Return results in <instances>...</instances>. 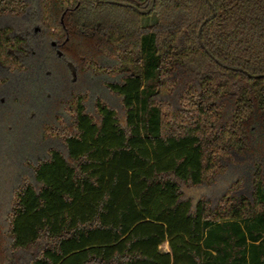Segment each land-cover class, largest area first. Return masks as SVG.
<instances>
[{"label": "trees", "instance_id": "obj_1", "mask_svg": "<svg viewBox=\"0 0 264 264\" xmlns=\"http://www.w3.org/2000/svg\"><path fill=\"white\" fill-rule=\"evenodd\" d=\"M5 18L0 90L38 44L120 109L63 101L0 264H264V0H0Z\"/></svg>", "mask_w": 264, "mask_h": 264}, {"label": "rangeland", "instance_id": "obj_2", "mask_svg": "<svg viewBox=\"0 0 264 264\" xmlns=\"http://www.w3.org/2000/svg\"><path fill=\"white\" fill-rule=\"evenodd\" d=\"M11 19H1L0 26L6 25ZM15 24L22 27L23 21H16ZM31 31L36 35L40 34L39 24H34ZM36 47L38 49L35 56L29 59L27 74L11 76L13 78L9 84L0 90L1 230H6L5 216L10 208L14 188L25 176L33 179L31 163L45 157L50 147L63 148L60 140L48 136L44 130L46 125L56 121L59 113H64L63 101L71 92L90 90V111L93 110L94 100L98 96L120 109L119 99L111 95L103 83L107 77L80 71L76 72L74 81L70 71H63L62 63L56 56L38 44ZM228 180L230 178L226 181ZM220 184L215 188L191 189L188 194L195 197H213L219 194L221 186L226 182ZM164 249H168V246H164Z\"/></svg>", "mask_w": 264, "mask_h": 264}, {"label": "flooded vegetation", "instance_id": "obj_3", "mask_svg": "<svg viewBox=\"0 0 264 264\" xmlns=\"http://www.w3.org/2000/svg\"><path fill=\"white\" fill-rule=\"evenodd\" d=\"M52 45H53V47H55L56 48V53L58 54V56L59 57H62V54H59V50L57 49V44L55 43V42H52ZM67 64V67L70 69V67H69V62H67L66 63ZM70 71H71V69H70ZM75 72H76V68H75ZM72 73V72H71ZM76 79V78H75Z\"/></svg>", "mask_w": 264, "mask_h": 264}, {"label": "water", "instance_id": "obj_4", "mask_svg": "<svg viewBox=\"0 0 264 264\" xmlns=\"http://www.w3.org/2000/svg\"><path fill=\"white\" fill-rule=\"evenodd\" d=\"M59 54H61V52H59ZM69 67L71 69L73 79L75 80V78H76L75 67H74V65L71 62H69Z\"/></svg>", "mask_w": 264, "mask_h": 264}]
</instances>
